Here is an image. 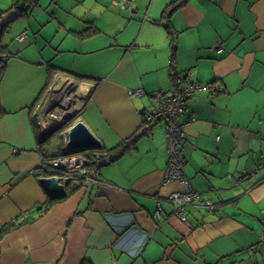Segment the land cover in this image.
Returning a JSON list of instances; mask_svg holds the SVG:
<instances>
[{"label":"crops","instance_id":"crops-1","mask_svg":"<svg viewBox=\"0 0 264 264\" xmlns=\"http://www.w3.org/2000/svg\"><path fill=\"white\" fill-rule=\"evenodd\" d=\"M120 1L38 0L0 36L2 44L18 24L11 35L20 48L3 46L14 55L5 60L12 85L3 92L7 70L0 80V264H259L264 0H185L167 20L176 0ZM171 65L201 87L183 118L184 170L193 190L217 205L209 211L195 201L187 223L165 201L185 190L163 182L165 126L143 131L154 96L174 89ZM60 76L76 85L78 121L102 147L139 137L100 169V182L54 199L32 172L43 154H63L64 131L50 145L55 131L39 126L37 106ZM138 89L142 96L129 95Z\"/></svg>","mask_w":264,"mask_h":264},{"label":"built area","instance_id":"built-area-1","mask_svg":"<svg viewBox=\"0 0 264 264\" xmlns=\"http://www.w3.org/2000/svg\"><path fill=\"white\" fill-rule=\"evenodd\" d=\"M128 0H121L120 4L125 7ZM27 38V32L24 31L17 36V41H24ZM218 49L217 52H221ZM9 56V55H8ZM174 89L169 94H158L154 96L155 106L151 111L143 115V127L151 128L157 124L165 126V133L168 146V162L163 175L165 184L179 183L185 188L184 191H176L165 198L173 208V215L181 222L187 223L188 209L195 201H199L201 207L209 211H215L217 205L211 200L203 199L202 196L195 192L191 187L189 180L185 174V160L182 153V148L186 144L185 121L183 118L187 116V101L201 87L199 84L191 81L188 74L185 77H176L174 81ZM144 92L140 89L130 91V96H142ZM56 102L64 104V100L57 99ZM63 117L45 118L39 115L38 124L46 131L52 133ZM71 127V126H70ZM66 127L64 132V142L66 144V133L70 128ZM111 158H103L97 155L94 159L85 151L79 154L70 156H61L48 161L47 169L53 173L55 177L60 179V183L67 189H76L79 186L95 184L100 182V166L102 164L111 163ZM95 163V165H94ZM91 176H93L91 178ZM161 202H158L159 212H162ZM27 213L21 216L17 223H21L26 219ZM264 224V218H263ZM261 242L264 244V232L261 234ZM259 264H264V256Z\"/></svg>","mask_w":264,"mask_h":264},{"label":"water","instance_id":"water-1","mask_svg":"<svg viewBox=\"0 0 264 264\" xmlns=\"http://www.w3.org/2000/svg\"><path fill=\"white\" fill-rule=\"evenodd\" d=\"M27 12V9L23 6L17 9H11L6 12L1 18L0 25H9L12 21L21 17V12ZM67 82L62 76L56 79V87L52 90L53 93H59L62 86ZM75 117H63L62 121L55 125L53 131H58L67 127L69 123L74 120ZM64 120V121H63ZM66 144L63 149V156H70L79 154L90 150H100L102 148L101 143L97 138L90 132V130L84 125L82 121H78L72 125L66 133ZM113 161V160H111ZM109 165L102 164L100 168ZM50 176L42 177L40 179V184L42 188L54 199H63L67 196L66 188L60 183V179L55 177L53 173H49ZM162 208V202H161ZM162 212L163 208H162ZM157 215L160 218L162 216L161 211L159 212L157 206Z\"/></svg>","mask_w":264,"mask_h":264},{"label":"trees","instance_id":"trees-1","mask_svg":"<svg viewBox=\"0 0 264 264\" xmlns=\"http://www.w3.org/2000/svg\"><path fill=\"white\" fill-rule=\"evenodd\" d=\"M185 0H176L172 3H170L166 9L164 10L163 12V19L164 20H167V18L169 17V15L175 11L177 9V7H179L182 3H184ZM38 4V0H12V9H17L19 10V8L21 6L25 7L28 11V9H33L37 6ZM6 12H1L0 11V21H1V18L3 17V15L5 14ZM21 16L22 17H26L28 16L27 12H21ZM9 28V25H4V26H1L0 25V36L1 34L7 30ZM4 50H6L2 44H1V39H0V54H3L4 53ZM9 56H14L13 54H9ZM8 57V54H3V55H0V80H1V77L4 73V70H5V60L6 58ZM171 70L172 73H171V78H172V81H173V85L175 86L174 84V81H175V78L176 77H180V76H183L185 77L186 74H179V73H176L174 71V67L171 65ZM52 76V74H50V77ZM38 102V101H36ZM36 104V103H35ZM1 114V113H0ZM144 115V113H143ZM76 120H78V117H75L74 120H72L70 123H69V127L74 125V123H76ZM66 129V127H64L62 130ZM149 128H146L144 129L143 131H146L148 130ZM57 131H55L54 133H56ZM144 133V132H143ZM139 135H135L125 141H123L122 143H120L118 146H116L115 148L113 149H106L104 147H102L100 150H92L91 152H89L91 154V156L93 157V159L98 155L100 157V159H103V158H111L112 160H116L117 158L121 157L122 155H124L125 153H127L130 148L134 145V143L136 142V140L138 139ZM42 140V139H41ZM44 141H42L43 143ZM41 143V144H42ZM63 156L61 154V151L60 153H55L54 156H49V155H46V154H43L42 155V163L41 165L38 167V169H36L34 172H32L33 174H36V175H42L43 177H47V176H50L49 175V171L45 168H47V164H48V161L51 160V159H55V158H58V157H61ZM113 162V161H112ZM95 165V163H94Z\"/></svg>","mask_w":264,"mask_h":264},{"label":"flooded vegetation","instance_id":"flooded-vegetation-1","mask_svg":"<svg viewBox=\"0 0 264 264\" xmlns=\"http://www.w3.org/2000/svg\"><path fill=\"white\" fill-rule=\"evenodd\" d=\"M58 98L64 100V104L56 102ZM79 100L76 85L67 81L59 93L55 94L50 91L44 99H41L37 105L38 113L45 118L78 117L79 119L83 109L82 106H78ZM63 131L65 132V129Z\"/></svg>","mask_w":264,"mask_h":264},{"label":"rangeland","instance_id":"rangeland-1","mask_svg":"<svg viewBox=\"0 0 264 264\" xmlns=\"http://www.w3.org/2000/svg\"><path fill=\"white\" fill-rule=\"evenodd\" d=\"M11 5H12V0H0V9L2 8V10H5L8 7H11ZM29 12L30 11L28 10L27 14H29ZM24 19H25V17L19 18V22H24ZM17 25L15 24L13 26V28L11 29L12 31L9 30L6 33H4L5 35L2 37V41H3L2 42V46H4V47L5 46H11V47L13 46L12 47V48H14L13 50H16V49H19L20 48L19 45H18V43H14L13 42L14 37H13V35H11V34H13L16 31ZM5 70H7V69H5ZM10 72H11V68L9 70H7L6 73H5L4 85L2 86L3 92H4V89H5L6 86L10 87L12 85L11 82L9 81V74H10ZM76 121H78V120H76ZM59 132L60 131L56 132L53 135V137L50 140V145L58 144L60 142V135H59L60 133ZM91 151L92 150H90V152Z\"/></svg>","mask_w":264,"mask_h":264}]
</instances>
